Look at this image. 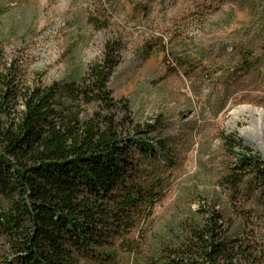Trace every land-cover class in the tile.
<instances>
[{
    "label": "rangeland",
    "instance_id": "obj_1",
    "mask_svg": "<svg viewBox=\"0 0 264 264\" xmlns=\"http://www.w3.org/2000/svg\"><path fill=\"white\" fill-rule=\"evenodd\" d=\"M107 42L119 45L108 83L117 120L127 107L134 124L155 126L149 142L162 143L174 165L162 168L161 156L151 162L135 153L149 170L144 177L166 180L151 216L133 217L135 251L110 235V245L97 249L107 259L76 256L77 264H162L160 245L199 220L202 204L264 235V194L231 193L221 183L238 160L227 137L264 159V145L243 133L253 118L231 114L264 111V0H0L1 70L23 90L55 86L57 110L96 111L73 103L68 86L81 84ZM6 244L0 234V264L11 258Z\"/></svg>",
    "mask_w": 264,
    "mask_h": 264
},
{
    "label": "trees",
    "instance_id": "obj_2",
    "mask_svg": "<svg viewBox=\"0 0 264 264\" xmlns=\"http://www.w3.org/2000/svg\"><path fill=\"white\" fill-rule=\"evenodd\" d=\"M118 49L117 43L107 42L81 84L68 86L73 103L96 106L85 116L74 108L57 110L55 86L20 89L9 78L11 72L1 70L0 50V234L11 254L5 264H77L76 256L107 259L110 255L97 249L110 245V235L120 240V248L135 251L129 240L133 217L151 216L166 183L159 174L144 177L149 170L135 153L151 162L161 156L162 168L174 161L161 151L162 143L155 148L149 142L156 132L151 123L134 124L127 107L124 120H117L118 105L108 83L118 66ZM227 141L238 160L223 186L231 193L264 194V159L246 154L250 150L236 137ZM235 146L245 154H235ZM197 215L199 220L183 228L175 241L160 245L162 264H264V235L257 236V226L228 222L203 204Z\"/></svg>",
    "mask_w": 264,
    "mask_h": 264
},
{
    "label": "bare ground",
    "instance_id": "obj_3",
    "mask_svg": "<svg viewBox=\"0 0 264 264\" xmlns=\"http://www.w3.org/2000/svg\"><path fill=\"white\" fill-rule=\"evenodd\" d=\"M231 114L233 118L243 114L251 116L253 118L251 123H254L251 125L253 129H246L243 133L248 136L253 133V138H255L258 144L264 145V111L252 107H240L235 109Z\"/></svg>",
    "mask_w": 264,
    "mask_h": 264
}]
</instances>
